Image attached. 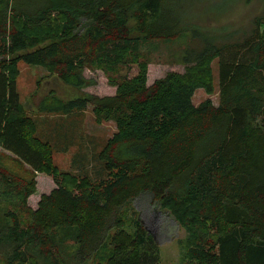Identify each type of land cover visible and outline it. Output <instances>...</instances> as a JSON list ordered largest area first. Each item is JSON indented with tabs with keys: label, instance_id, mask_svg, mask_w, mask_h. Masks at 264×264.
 I'll list each match as a JSON object with an SVG mask.
<instances>
[{
	"label": "trees",
	"instance_id": "1",
	"mask_svg": "<svg viewBox=\"0 0 264 264\" xmlns=\"http://www.w3.org/2000/svg\"><path fill=\"white\" fill-rule=\"evenodd\" d=\"M193 1L0 0L4 264H160L154 236L128 210L145 193L185 232L179 264H264V3L248 27L210 31L188 21ZM160 43L182 47H168L169 64L184 70L148 86ZM214 61L217 105L195 106L197 90L214 93ZM19 63L78 92L43 101L38 113L68 119L89 106L95 124H114L97 155L106 179L55 166L53 153L81 137L64 125L46 134L25 114ZM86 70L102 72L114 95L82 92L93 85ZM37 174L56 186L33 209Z\"/></svg>",
	"mask_w": 264,
	"mask_h": 264
},
{
	"label": "rangeland",
	"instance_id": "2",
	"mask_svg": "<svg viewBox=\"0 0 264 264\" xmlns=\"http://www.w3.org/2000/svg\"><path fill=\"white\" fill-rule=\"evenodd\" d=\"M264 0H194L190 11L194 16L191 18L193 24L203 26L204 29L210 31H221L223 28L232 31L235 29H244L248 27L249 22L261 13ZM170 45L172 51L180 50L176 46ZM165 44H158V50L152 52L148 65L147 85L150 86L155 80L164 77L168 72L182 73L184 67L178 64H169L172 58L169 57L171 51ZM149 55V54H148ZM147 55V56H148ZM217 62L212 64V76L214 84V93L210 96L206 95L204 90H197L193 96V104L198 106L202 101L210 99L217 105ZM18 76L16 79L17 90L20 101L24 105V111L27 116H32L37 120L39 128H46V134H50L58 125H64L66 128L73 129L77 136L81 139L75 141L74 146L70 147V151L65 155L55 151L53 153V162L60 171L71 173L77 178H82L87 175L92 179V182L97 184L102 179H106L102 172V163L98 160V153L103 149L108 138H111L115 132V126L111 122L103 123L102 125L95 124L91 108L88 106L84 111H81L78 116L65 119L62 113L44 115L38 113L37 109L43 104V101H52L53 97H58L62 100H68L78 95L74 89L60 85L59 82L49 77L48 73L38 66L26 65L19 63L17 66ZM125 72V71H124ZM123 72V73H124ZM136 74V70L132 68L128 71V77ZM87 80H91L93 85L85 88L82 92L92 95L112 96L115 89L107 83V78L100 71L84 72ZM216 91V92H215ZM63 127H59L58 143L61 145ZM68 129V128H67ZM83 137L93 138L94 141L86 143ZM85 138V139H86ZM95 148L93 149V146ZM61 148V147H60ZM76 157L84 154L85 158L81 163H78L75 157V163H71L74 155ZM0 154L4 153L0 150ZM35 197L42 195L44 192L48 194L55 183L52 177L37 174L36 175ZM35 204L30 202V207ZM129 213L132 215L136 211L143 226L150 232L159 247L160 264H179L180 249L179 241L185 237V232L176 223L173 217L166 210H162L156 202H153L152 195L149 193L142 194L136 198L130 208ZM3 258H0V264L3 263ZM94 264V263H88Z\"/></svg>",
	"mask_w": 264,
	"mask_h": 264
},
{
	"label": "crops",
	"instance_id": "3",
	"mask_svg": "<svg viewBox=\"0 0 264 264\" xmlns=\"http://www.w3.org/2000/svg\"><path fill=\"white\" fill-rule=\"evenodd\" d=\"M70 151V150H69ZM69 151H67L66 153H61V152H59V153H61V154H67ZM72 163V162H71ZM38 185V184H37ZM54 189V188H53ZM43 194H45L44 192L42 193V195ZM41 196V195H40ZM40 196H38V197H35L34 195L33 196H31L29 199H28V205L30 206V202L31 203H33V204H35V206L33 207V209H35L36 208V206H37V203H38V201H39V199H40Z\"/></svg>",
	"mask_w": 264,
	"mask_h": 264
},
{
	"label": "water",
	"instance_id": "4",
	"mask_svg": "<svg viewBox=\"0 0 264 264\" xmlns=\"http://www.w3.org/2000/svg\"><path fill=\"white\" fill-rule=\"evenodd\" d=\"M147 230V229H146ZM148 231V230H147Z\"/></svg>",
	"mask_w": 264,
	"mask_h": 264
}]
</instances>
